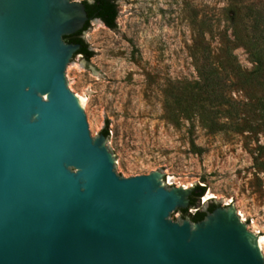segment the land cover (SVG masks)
Here are the masks:
<instances>
[{
  "label": "water",
  "instance_id": "obj_1",
  "mask_svg": "<svg viewBox=\"0 0 264 264\" xmlns=\"http://www.w3.org/2000/svg\"><path fill=\"white\" fill-rule=\"evenodd\" d=\"M89 19L83 0H0V264H264L234 204L171 219L195 187L128 177L90 131L64 39Z\"/></svg>",
  "mask_w": 264,
  "mask_h": 264
},
{
  "label": "rangeland",
  "instance_id": "obj_2",
  "mask_svg": "<svg viewBox=\"0 0 264 264\" xmlns=\"http://www.w3.org/2000/svg\"><path fill=\"white\" fill-rule=\"evenodd\" d=\"M235 1L115 0L117 27L90 22L83 36L94 56L74 57L71 82L89 84V129L97 136L108 124L107 146L128 177L160 171L190 187L206 185L201 210L234 204L264 235V127L200 85L212 61L234 80L239 65L254 67L245 30L234 26ZM228 96L249 97L236 85ZM182 218L178 210L171 219Z\"/></svg>",
  "mask_w": 264,
  "mask_h": 264
},
{
  "label": "trees",
  "instance_id": "obj_3",
  "mask_svg": "<svg viewBox=\"0 0 264 264\" xmlns=\"http://www.w3.org/2000/svg\"><path fill=\"white\" fill-rule=\"evenodd\" d=\"M89 17L100 19L107 27L115 29L117 27L118 7L115 0H83ZM241 2L235 1V29L241 27L245 30L241 40L244 48L248 51L254 64L253 69H243L240 65L234 71L235 80L230 72H222L212 61L201 70L200 85L207 92L215 95L221 104H227L233 108L237 115L244 110L255 115L264 127V2H253L247 6L240 7ZM89 19L82 30L74 34L64 36L68 42L80 43L81 48L74 57L81 54L86 60L94 56V51L89 48V44L82 37L83 32L90 28ZM241 30V29H240ZM236 37L239 38L238 30ZM245 88L248 98L234 99L228 96V92L233 86ZM217 124V122H215ZM102 132L109 137V128L106 124ZM206 185L197 184L190 196V208H197L194 213H189V208L182 210L183 217H190L192 221H199L204 218L208 211H212L217 205L212 204L207 211L198 207L201 197L205 195Z\"/></svg>",
  "mask_w": 264,
  "mask_h": 264
},
{
  "label": "bare ground",
  "instance_id": "obj_4",
  "mask_svg": "<svg viewBox=\"0 0 264 264\" xmlns=\"http://www.w3.org/2000/svg\"><path fill=\"white\" fill-rule=\"evenodd\" d=\"M213 197L212 193H208L206 196H205V201H207L209 198Z\"/></svg>",
  "mask_w": 264,
  "mask_h": 264
},
{
  "label": "built area",
  "instance_id": "obj_5",
  "mask_svg": "<svg viewBox=\"0 0 264 264\" xmlns=\"http://www.w3.org/2000/svg\"><path fill=\"white\" fill-rule=\"evenodd\" d=\"M189 210H190L191 213H194L197 210V208H195V209L189 208Z\"/></svg>",
  "mask_w": 264,
  "mask_h": 264
},
{
  "label": "flooded vegetation",
  "instance_id": "obj_6",
  "mask_svg": "<svg viewBox=\"0 0 264 264\" xmlns=\"http://www.w3.org/2000/svg\"><path fill=\"white\" fill-rule=\"evenodd\" d=\"M212 204H213V203H211V204H209V205L207 206L206 211H207L210 207H212ZM186 217H188V216H186Z\"/></svg>",
  "mask_w": 264,
  "mask_h": 264
}]
</instances>
